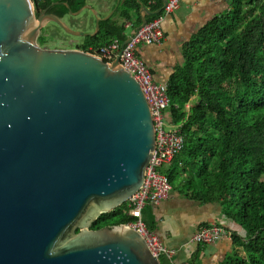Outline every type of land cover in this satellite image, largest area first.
Here are the masks:
<instances>
[{"label":"water","instance_id":"water-1","mask_svg":"<svg viewBox=\"0 0 264 264\" xmlns=\"http://www.w3.org/2000/svg\"><path fill=\"white\" fill-rule=\"evenodd\" d=\"M121 2L106 18L88 5L71 15L92 10L96 36ZM48 10L0 0V264H162L138 230L92 228L145 183L157 148L148 98L103 55L39 45L50 22L91 35ZM143 10L123 47L163 11Z\"/></svg>","mask_w":264,"mask_h":264},{"label":"trees","instance_id":"trees-1","mask_svg":"<svg viewBox=\"0 0 264 264\" xmlns=\"http://www.w3.org/2000/svg\"><path fill=\"white\" fill-rule=\"evenodd\" d=\"M63 1L71 9L51 6L52 0L35 3L40 12L49 8L48 13L61 18L87 4V0ZM149 1L126 0L123 16L149 6ZM162 7L159 0L152 9ZM125 31L113 18L102 21L99 34L88 36L77 49L101 48L114 38L124 39ZM47 37L41 33L39 45L48 48ZM185 57V65L169 84L168 110L173 123L183 124L185 147L162 172L189 198L221 205L224 215L243 229V233L231 230L233 251L222 264H264V0L234 1L229 12L193 38ZM195 97L198 104L190 106ZM129 210L126 202L92 228L128 225L135 219ZM161 260L170 264L164 257Z\"/></svg>","mask_w":264,"mask_h":264},{"label":"crops","instance_id":"crops-1","mask_svg":"<svg viewBox=\"0 0 264 264\" xmlns=\"http://www.w3.org/2000/svg\"><path fill=\"white\" fill-rule=\"evenodd\" d=\"M37 1L42 4L49 0ZM52 1V4L60 2L61 4L59 5L69 3L63 0ZM125 1L122 0L119 9L112 17L114 20L119 21L121 25L125 26V38L117 37L111 41L119 39L122 43H125L132 36V33L143 24V15L145 13L143 7H147L151 12H157L152 7H156L159 2V0H156L154 4L150 0L149 6L142 5L140 11H130L129 17H125L123 16ZM234 1L247 4L250 0H183L179 9L172 13L166 12L163 1V11L160 14H148V20L151 16L162 14V16L148 23L164 17L163 29L165 38L161 44L140 45L137 54L151 69L155 80L159 84L169 86L177 70L186 63V46L207 24L229 12ZM52 4L51 6H59ZM118 4L119 0H87L86 6L93 7L98 12L99 17L106 18ZM71 11L69 15H71ZM81 15H84L81 25H90V30L92 31L88 30L85 32L91 34L89 36H92L97 30L96 15L89 9H85ZM73 17H76L74 20H77L79 16ZM92 49L97 50L95 47H91L90 51ZM198 100L199 98L195 97L190 106L198 104ZM166 114L169 124H173L172 117L168 111ZM170 164L171 162L165 164L162 168H167ZM144 213L148 226L151 225L154 228V232L160 235L167 247L176 251L175 261L178 264H196L197 261H199V264H222L227 255L233 251V242L230 237H223L213 244L194 243L192 240L194 234L204 225L217 223L230 230L240 232L242 229L232 219L224 215L221 205L217 203H201L193 200L187 196L185 191L177 187H174L167 200H164L158 205H148ZM166 260L169 261L168 258Z\"/></svg>","mask_w":264,"mask_h":264},{"label":"built area","instance_id":"built-area-1","mask_svg":"<svg viewBox=\"0 0 264 264\" xmlns=\"http://www.w3.org/2000/svg\"><path fill=\"white\" fill-rule=\"evenodd\" d=\"M183 0H171L166 7L167 13L179 9ZM155 4L156 0H152ZM164 17H161L142 27L132 40L123 47L119 39L108 43L105 47L91 50L93 54L103 55L114 63L128 70L141 84L153 113L157 130V148L147 169L146 180L142 188L128 201L129 213L135 217L128 224L138 230L147 240L151 250L158 257L168 258L171 264L175 261L176 251L167 247L159 234L149 229L144 210L148 205H158L167 200L174 185L169 176L162 172V167L170 163L174 157L184 149L185 136L182 132L183 124H169L167 111L172 101L169 96V86L159 84L147 64L138 56L140 45L161 44L165 38L163 29ZM170 126L168 129L167 127ZM232 231L227 227L213 223L204 225L193 236L194 243L213 244L223 237H231Z\"/></svg>","mask_w":264,"mask_h":264},{"label":"rangeland","instance_id":"rangeland-1","mask_svg":"<svg viewBox=\"0 0 264 264\" xmlns=\"http://www.w3.org/2000/svg\"><path fill=\"white\" fill-rule=\"evenodd\" d=\"M86 14V13H85ZM71 15L64 18L65 23L75 31H88L91 29L90 25H81L84 15L77 17V20ZM47 27H44L42 33L48 36V48L50 49H77L79 45L85 43V37L73 36L67 33L61 26L55 22H50ZM92 31V30H90ZM168 129L170 126L167 127ZM243 233V229L240 231Z\"/></svg>","mask_w":264,"mask_h":264}]
</instances>
